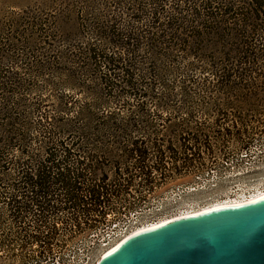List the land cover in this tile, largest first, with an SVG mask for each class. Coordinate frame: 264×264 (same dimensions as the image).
<instances>
[{"label":"trees","instance_id":"16d2710c","mask_svg":"<svg viewBox=\"0 0 264 264\" xmlns=\"http://www.w3.org/2000/svg\"><path fill=\"white\" fill-rule=\"evenodd\" d=\"M10 30L0 46V207L11 224L0 223V234L8 231L0 251H11L13 263L14 251L34 246L43 251L37 261L53 257L57 244L48 236L59 215L83 216L66 226L90 233L133 208L113 207L130 194L99 173L139 170L151 184L147 173L168 164L159 139L148 144L133 134H159L151 129L156 119L176 118L178 110L209 101L221 109V102L264 94V0H54L51 10L23 12ZM24 94L36 98L25 105ZM169 134L188 140L182 136L232 132ZM238 134L264 138V129ZM151 152L161 157L151 161ZM203 165L185 158L171 168Z\"/></svg>","mask_w":264,"mask_h":264},{"label":"rangeland","instance_id":"374dc122","mask_svg":"<svg viewBox=\"0 0 264 264\" xmlns=\"http://www.w3.org/2000/svg\"><path fill=\"white\" fill-rule=\"evenodd\" d=\"M53 1L0 0V46L10 35L11 24L19 15L34 9L44 12L51 10ZM168 7L171 5L168 4ZM256 96L261 101L256 99V101L221 102L220 105L224 107L221 109L215 107L218 103L209 101L202 109L178 110L176 118L164 116L156 119L151 129L160 132L159 134H133V137L148 144L155 143L152 140H146L149 139L148 137L159 139L156 142L164 146L162 157L168 164L165 170H152L149 174L147 173L152 179L151 184L146 183L145 172L139 170L121 169L99 173L100 176L101 174L108 176L110 188L119 190L124 186L130 194L120 202L111 201L113 207L117 208L121 205L133 207L121 216L108 215L106 223L111 220H119L121 223L123 221L125 223L135 222L136 225L132 229L140 228L153 223L152 221L158 218V220L168 219L213 204L248 198L264 189V138L259 135L248 140L247 137L238 134L245 128L264 129V94L258 92ZM42 97L51 103L48 95L42 94ZM32 98V95L24 94L23 104L30 105ZM197 104L199 103L192 105L197 106ZM189 113L199 114L192 118L187 116ZM202 113L208 116H202ZM187 129L221 131L223 134L225 130H229L232 134L224 137L211 134L207 139L202 137L191 139L190 136H182L188 140L178 139V136L169 134L170 130L185 131ZM242 142L244 146L241 145ZM183 144L194 147V149L206 145L213 150L208 152L203 148L199 151L192 149L193 151L184 154L180 148ZM169 145L177 148L175 154L166 150ZM224 146L228 149H223ZM245 146L247 147L243 148ZM160 157L155 152H151L149 159L155 161ZM185 158L193 160L198 166L199 164L204 165L192 169L172 170L171 164L174 160L180 166ZM0 208V223L6 228L11 224L7 206L3 204ZM74 219H78L81 223L84 221L83 216L79 217L71 213H65L52 219L50 226H54L58 231L48 236L57 244L52 249L53 257L51 256L50 260L37 261V256L43 251H39L40 249L34 246L28 250L14 251V256L17 258L15 263L9 260L13 253L3 249L0 251V264H23L18 261L20 257L30 258L24 264H97L100 256L107 249L101 247L106 236L104 233L92 236V232L97 231L103 225L90 233H73L70 226L66 225L76 222ZM7 232V230L1 232V239H7ZM67 241L69 246L62 248L61 244Z\"/></svg>","mask_w":264,"mask_h":264},{"label":"water","instance_id":"95a60500","mask_svg":"<svg viewBox=\"0 0 264 264\" xmlns=\"http://www.w3.org/2000/svg\"><path fill=\"white\" fill-rule=\"evenodd\" d=\"M97 264H264V197L132 235Z\"/></svg>","mask_w":264,"mask_h":264},{"label":"bare ground","instance_id":"6f19581e","mask_svg":"<svg viewBox=\"0 0 264 264\" xmlns=\"http://www.w3.org/2000/svg\"><path fill=\"white\" fill-rule=\"evenodd\" d=\"M263 197H264V189H262L261 191H258L253 196L248 197V198L230 200V201H227V202L213 204V205H210L208 207L201 208L199 210H194V211H189L187 213L179 214V215L174 216L172 218L158 220L156 222H153V223H151L149 225H146V226H143V227H140V228H133L121 240L116 242V244L112 245L111 247H108L106 249V251L100 256L99 259H102L105 255L109 254L120 242H122L123 240H125L126 238H128V237H130L132 235L139 234V233L144 232L146 230L153 229V228H155V227H157L159 225L166 224V223L171 222L173 220L195 216L197 214L204 213V212H207L209 210H215V209H218V208H226V207H232V206H243V205L252 204V203L262 199ZM198 208H200V207H198ZM198 208H194V209H198Z\"/></svg>","mask_w":264,"mask_h":264},{"label":"built area","instance_id":"2783aa9c","mask_svg":"<svg viewBox=\"0 0 264 264\" xmlns=\"http://www.w3.org/2000/svg\"><path fill=\"white\" fill-rule=\"evenodd\" d=\"M158 219H155L152 222H155ZM124 223H125L124 221L121 223L119 220H111L107 222L105 225H103L97 231L92 232V236L100 234V233H104L106 238L103 239V243L101 247L103 249L111 247L112 245L116 244V242L121 240L125 235H127L132 230V227L136 225L135 222L125 223V224Z\"/></svg>","mask_w":264,"mask_h":264}]
</instances>
